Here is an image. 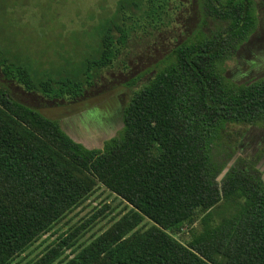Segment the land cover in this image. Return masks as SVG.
<instances>
[{"label":"trees","instance_id":"1","mask_svg":"<svg viewBox=\"0 0 264 264\" xmlns=\"http://www.w3.org/2000/svg\"><path fill=\"white\" fill-rule=\"evenodd\" d=\"M116 11L120 23L103 24L99 49L75 74L35 76L0 55L6 82L73 103L100 73L129 69L124 59L135 33L152 37L177 26L178 16L195 14L194 27L181 31L162 66L133 91L122 128L101 149L75 142L57 120L0 85V264H13L98 185L130 211L58 264H264V182L253 167L240 166L216 182L224 164L212 152L229 125L264 128V77L247 84L226 77L258 28L255 1L118 0ZM218 210L223 216L214 221ZM144 221L151 226L140 230ZM197 221L200 230L187 245L170 235ZM73 241L69 235L33 264H54Z\"/></svg>","mask_w":264,"mask_h":264},{"label":"rangeland","instance_id":"2","mask_svg":"<svg viewBox=\"0 0 264 264\" xmlns=\"http://www.w3.org/2000/svg\"><path fill=\"white\" fill-rule=\"evenodd\" d=\"M254 1L258 30L250 46L241 49L233 62L227 65V77L236 84H247L264 76V0ZM117 3L118 0H0V55L10 62L29 66L35 76L43 73L54 77L58 73L62 76L75 74L82 58L95 55L99 49L97 32L103 24L110 19L120 23ZM192 12L177 17L179 27L164 28L152 37L135 33L124 59L129 69L117 65L100 73L95 84L76 102H52L37 94H27L6 82L1 71L0 85L7 88L15 100L47 118L57 120L62 130L74 141L88 149H101L104 142L122 128V111L133 91L147 83L162 66L161 61L183 38L181 31L188 32L194 27L195 14ZM114 35L118 36L115 31ZM253 58L257 62L255 68L249 65ZM139 75L142 78L130 85V81ZM212 152L214 162L224 164V170L216 177V182L220 183L235 166L253 167L264 182L263 129L229 125ZM129 211L126 203L98 185L81 205L42 235L13 264L39 262L64 238L73 235L74 246L63 248L54 264L59 261L65 263L74 257L78 246L94 241ZM220 213L219 210L216 212L214 221L222 218ZM150 226L151 223L144 221L139 229L145 230ZM199 230L197 221L170 232V235L187 245L192 233Z\"/></svg>","mask_w":264,"mask_h":264},{"label":"flooded vegetation","instance_id":"3","mask_svg":"<svg viewBox=\"0 0 264 264\" xmlns=\"http://www.w3.org/2000/svg\"><path fill=\"white\" fill-rule=\"evenodd\" d=\"M257 30H258V28H257ZM256 30V31H257ZM255 31V32H256ZM255 32H254V34H255ZM253 34V35H254ZM253 35L248 39V41L245 43V44H243L237 51H236V54H235V57L238 55V53H239V51L241 50V49H243L245 46H247L248 45V47L250 46V41H251V39L253 38ZM256 61V58L254 59L253 58V62H249V65L250 66H253V68H255L256 66H257V62H255ZM252 68V69H253ZM226 77H227V72H226ZM264 77V76H263ZM228 78V77H227ZM262 78V77H261ZM232 80V79H231ZM253 81H255V80H253ZM253 81H251V82H253ZM250 82V83H251ZM242 84H245V83H242ZM252 127H255V126H252ZM255 128H258V129H263L264 130V128L263 127H255Z\"/></svg>","mask_w":264,"mask_h":264},{"label":"water","instance_id":"4","mask_svg":"<svg viewBox=\"0 0 264 264\" xmlns=\"http://www.w3.org/2000/svg\"><path fill=\"white\" fill-rule=\"evenodd\" d=\"M68 135V134H67ZM76 142V141H75ZM78 143V142H77ZM86 148V147H85ZM88 149V148H87Z\"/></svg>","mask_w":264,"mask_h":264}]
</instances>
